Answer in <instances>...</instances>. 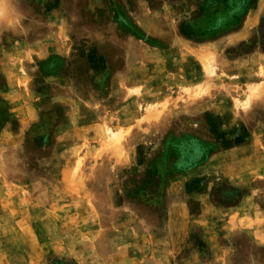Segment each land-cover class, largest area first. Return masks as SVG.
Segmentation results:
<instances>
[{"label": "rangeland", "instance_id": "374dc122", "mask_svg": "<svg viewBox=\"0 0 264 264\" xmlns=\"http://www.w3.org/2000/svg\"><path fill=\"white\" fill-rule=\"evenodd\" d=\"M0 264H264V0H0Z\"/></svg>", "mask_w": 264, "mask_h": 264}]
</instances>
